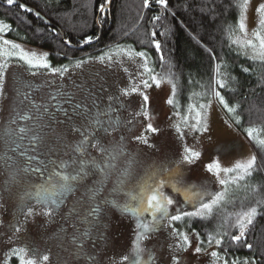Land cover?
<instances>
[{"label": "rangeland", "instance_id": "rangeland-1", "mask_svg": "<svg viewBox=\"0 0 264 264\" xmlns=\"http://www.w3.org/2000/svg\"><path fill=\"white\" fill-rule=\"evenodd\" d=\"M260 3H264V0H249L247 10L244 13V23L249 38L251 37L252 31L258 27V13H256L255 9ZM242 35L237 28L231 40H236ZM13 41L19 43L16 40ZM234 45L238 47L245 58L249 59V55L251 54L250 50H248V54H245V49H242L237 44ZM116 46L114 45L104 49L100 48V50L93 49L91 52L77 59L88 60L89 57L95 58L104 53H109L111 50L114 54L111 63L107 58L103 63L93 59L89 60L88 63L82 65L80 68H76L75 63L77 60H71L69 64L61 66L68 69L63 77L59 74L51 73L48 69H29L18 57H10L7 60L0 58V64L7 63L8 65L6 69H2L5 73V89L4 94L0 95V264H3L5 253L9 251L10 247L23 245L37 249L42 254H49L51 264H87L85 258H88V255L92 254L95 250H97L95 264H119L121 257L130 253L132 242L136 239L134 228L137 223L135 214L125 212L122 209L126 203L131 207H135L136 200L132 199V197L139 193L140 189L138 185L140 183L145 180L148 183L154 182L148 179L153 170L157 169L161 164H168L170 161L179 159L186 146L201 152V157L194 164L184 165L175 175L169 176L166 172H160L155 177V180L164 181L163 190L165 194L176 201L169 208L170 213L175 214L177 207L183 208L186 211L193 210L191 204L184 202L182 186L208 185L210 191L223 190V187L216 183L215 176L206 171V164L218 159L222 167H232L235 162L246 161L254 155L251 144L252 138L249 139L247 133V138H245L231 126L218 107L215 97L211 100V103L209 101L203 103L207 105L205 109V121L208 127L207 132H193L185 126L183 121L175 116L169 107H167L168 104L166 101L172 93L169 81L155 72V68L151 66L152 63L147 57L148 66L153 70V74L157 75L162 81L158 88L155 84H152L148 89H144L143 85H140V89L146 91L150 97L149 111L152 119L146 120L143 116L134 115L140 111V97L136 93H132L128 97L121 96L122 106L113 103L116 110H121L118 116L120 124L113 134L107 138L105 144L106 146L110 145L113 140L120 141L121 137H123L125 153L135 158V164L125 172L124 160L121 159L114 162L116 168L112 170L110 181L107 184L109 189L103 200L116 201L118 206L114 207L109 203L104 210L103 223L106 225L104 235L107 239H99L98 243L88 245L87 253L74 249L69 239L74 231L73 228L80 222L81 219L79 218L83 215L77 218L73 210L68 207L78 203L75 208L80 211L82 207L88 205L89 201L76 202L68 200L62 206L58 204L55 206L56 212L51 218L42 214L44 211L43 205L38 203L37 200L27 199L25 206V198L20 189V185L22 187L24 182H22L21 177L15 176V172L10 171L4 163L5 159L3 156L9 148L10 142V138H8L6 133V123L11 117V103L14 102L17 91L21 88L19 80L27 81L31 84V88H35L40 93L45 90V87H50L54 94L50 102H54L57 108L59 107L58 104L61 98V96H58L59 92L68 91L76 93V89L86 83L92 86L96 81L104 80L102 89H104L103 100L104 104H106L109 102L107 100L108 96H119L121 89L130 88L132 84H139L141 79H148L147 75L143 77L137 76V72L143 71L140 68V64L143 63L141 58L134 57L133 59H129L123 53L115 55L117 52ZM21 47L25 51L35 52L37 55L45 53L32 46L21 45ZM121 48L125 50L132 49L126 45H122ZM48 56L46 57L47 61ZM49 65L51 66V64ZM30 72H35L36 75H31ZM149 83L151 84V81ZM73 102L75 103V101ZM192 105L198 108L196 103H192ZM66 109L69 114L72 113L71 106H67ZM53 113L52 119L54 122H52V126H55L57 130L62 129L66 134L69 133L70 141L65 144H73L76 140L73 136L78 135V133L73 134L71 132V126L73 124L79 126V120L74 118L72 121H68L64 115L65 113H62L63 116L60 112L54 111ZM128 121H132V123H128ZM194 122V120L189 121V123ZM148 123H152L160 131L158 133L145 132L144 129ZM177 123L180 125L181 133L184 134L183 139H181V133H177L173 127ZM140 135L146 136L149 143L154 146L149 147L137 141L135 137ZM58 150L62 151V148H58ZM231 175H235V173ZM221 176L226 179L230 178L223 173ZM13 177H15L14 180ZM121 180L123 183H121ZM240 183L241 181L239 182V186ZM178 188L180 189L179 191L177 190ZM227 188L228 192L225 200L219 208L225 206L227 199H229L230 195L238 187L235 184H229ZM22 208L23 212L31 208L34 212L41 214L26 219L21 211ZM70 214L71 220L68 219ZM143 219L151 220V217L145 213ZM187 220L189 219L186 218L184 221L174 222L173 226L181 231H188L184 227ZM163 223L167 224L168 221H164ZM17 224L21 225L23 230L17 234V237L14 238L12 243H9L8 237L13 235L14 226ZM63 224L69 226L67 227L68 230L65 235H59L56 230L59 225ZM169 233L170 229L161 227L158 231L146 234L145 239L139 242L141 247L151 249L154 252L156 264H164V261L172 254L168 245L174 244L175 241ZM189 233L191 247L188 251L177 254L185 258V264H212L213 258L210 256V253L217 251L215 243L213 242L214 244L210 247L205 245L204 248L206 251L195 254L193 249L196 246V237L191 232ZM93 236L97 237L95 231ZM11 259L18 261L16 257L9 255L8 262ZM143 259L147 260L146 254L143 256ZM17 263L19 264V261ZM216 264L221 263L217 261Z\"/></svg>", "mask_w": 264, "mask_h": 264}, {"label": "snow or ice", "instance_id": "snow-or-ice-1", "mask_svg": "<svg viewBox=\"0 0 264 264\" xmlns=\"http://www.w3.org/2000/svg\"><path fill=\"white\" fill-rule=\"evenodd\" d=\"M0 4L6 6H16L21 12L32 13L33 9L30 8L27 4L20 2V0H0ZM112 4V0H96L94 5L95 7V21L97 23L104 22L108 10ZM153 0H142V9H150L152 7ZM154 4L159 6L163 11H168V0H154ZM249 0H239L237 7L240 10V19L238 21V31L243 35L236 39L232 40L231 43L237 44L242 49H245V54H248L250 50L249 59L260 60L264 62V3H260L255 11L258 13V27L253 30L251 37L249 38L248 32L244 23V13L247 10ZM36 16H39L40 13L36 12ZM161 17L155 15L151 18V23L153 25L159 21ZM12 30V26L0 20V58L18 57L19 60L23 61L29 69L33 68H43L48 69L53 74H59L61 77L64 76V73L68 71L66 67L54 68L51 67L46 59L48 53H43L37 55L35 52L25 51L19 43H15L13 40L5 38V35ZM228 31L229 29H225ZM127 35V33H125ZM150 43L157 50L161 51V43L156 39L157 32L151 31ZM164 35V33H160ZM93 37L91 35H86L82 38V44L91 43ZM71 41L65 40L64 44H70ZM141 44L144 43L143 40L140 41ZM117 52L115 55L123 53L129 59L134 57H139L143 61L140 64V68L143 69L142 72H137V76L143 77L144 75L148 76V79H141L139 84H132L130 88H123L120 90L119 96H108L107 100L109 101L107 110H101L97 103V99L91 100V107L97 108V112L89 116L91 108L87 103V98L80 102L73 104L72 99L68 100V103L72 105V113L69 114L67 110L65 111V116L68 121H72L76 117L81 118V123L79 126L73 124L71 126V132L73 134H79V139L75 140V145L72 147V151L64 152V156L69 157L68 160H65L63 157L59 158V162L50 160V159H39L37 156L29 155L27 152L21 151V157H27L24 160V166L21 167L15 163V161L9 162L11 158L5 161L6 166L10 171L15 172V176L21 177L23 182L24 174L27 172L33 173L37 181L32 182L30 187L24 191V204L26 206L27 199L32 198L31 189H35L38 194L37 202L43 205L44 211L43 215L51 218L56 212V205L64 203V197L66 193H74L81 186L79 182L87 181L90 176H94L97 173H103L105 175H110L112 170L116 168L114 163L117 160H124L125 167L124 171L127 172L135 164V158L131 157L130 154L125 153V147L123 143V137L120 141H115L110 145H105L98 138V132L103 131L104 133H111L116 130L119 126V119L113 121L108 119L107 121L101 120V115H107L109 112L116 111L112 107L113 103H116L122 106L123 102L120 100V97H128L132 93H136L140 97V111L136 112L135 116H143L146 120H151V114L149 111L150 97L146 91L140 89V85H143L144 89H148L152 84H155L158 88L161 84V79L157 75L153 74V70L148 66L147 54L143 51H134L133 49H123L120 45H117ZM113 53L111 50L109 53H104L95 58L89 57L88 60H77L75 63L76 68H80L82 65L89 62V60L95 59L103 63L107 58L108 61L112 62ZM163 61V56L160 57ZM213 59H216L213 57ZM119 62V61H117ZM8 67L7 63L0 64V95L4 94L5 89V73L2 69ZM127 71V69H125ZM245 72L248 71L247 68L244 69ZM31 75H36L35 72H30ZM215 76L221 77L220 79L213 80L214 86L210 89L212 96H214L219 104L223 105L229 113L234 114L236 123H240V116L236 114V108L238 105H230L221 95L220 91L217 90V86L220 89L226 88L228 84L227 74L220 72V66L217 65L215 68ZM235 80V77H232ZM151 81V84L149 83ZM176 86L173 84V95L175 94ZM19 94V91H18ZM89 93V98L91 97ZM27 101L30 105L35 107V102L32 101L29 97V94L25 92L23 94V100L21 104ZM169 105H174L172 98H169L166 101ZM211 103V100H209ZM177 110L174 112V115L179 117L185 126L190 128L193 132H207L208 127L205 121V109L206 104H199L198 108L195 105L188 106V114L181 115L178 105H174ZM47 112V109L44 110ZM26 116H19V119H25ZM190 120H194V123H189ZM87 121V123H84ZM15 122V121H14ZM132 123V121H128ZM177 133H181V128L179 123L173 125ZM29 129L26 127H19L16 129L20 138L23 139V134L27 133ZM145 132L158 133L160 130L155 127L152 123H148L144 129ZM249 138H254V133L264 132V126L262 127H248L245 129ZM183 133H181V139H183ZM63 139V137H61ZM137 141L142 142L143 144L153 147V144H150L146 136L140 135L136 136ZM44 138L39 133H33L31 136V143L33 145L43 144ZM257 142L264 146V139H258ZM71 147V145H66ZM89 148L94 149L98 156L93 157L89 153ZM201 152L197 151L190 147H184L183 153L179 159L168 162V164H161L157 169L149 175L148 179L153 180V183H148L147 180L140 183L139 193L132 197L136 200L135 207H131L129 204H125L122 209L125 212H131L135 214L137 218L136 227L134 228V234L136 239L132 242L130 253L125 254L121 257L119 264H156V257L154 252L151 249H145L141 247L140 241L145 239L146 234L153 231H158L159 228L170 229L169 235L174 238V244H169L168 247L171 249V256L164 261V264H185V258L182 255L177 253H182L188 251L191 247L190 233L189 231H181L178 228L174 227V222L184 221L186 218L191 220L192 218H200L201 220L207 219L209 216H212L214 209L219 208L221 203L225 200V196L228 192L227 185L235 184L239 187V182L245 180L246 177H251L253 172L257 170L256 166V156L253 155L248 158L246 161H237L233 164L232 167H222L218 159L212 160V162L205 165L207 172L212 173L215 176L216 183L223 187L222 191H210L208 185H190L182 186L183 187V196L184 202L186 204H191L193 207L192 211H186L183 208L177 207L175 209V214L170 213L169 208L173 206L176 201L173 198L166 195L164 192V181L155 180V177L160 174V172H166L169 176L175 175L178 173L184 165L194 164L200 157ZM111 160L113 163H109ZM71 166L72 170L67 171L66 169ZM228 176L230 178H222L221 174ZM235 173V175H231ZM15 177H13V180ZM121 183L123 181L121 180ZM86 187V186H85ZM180 190L179 188L177 189ZM86 191L89 193L87 200L89 201L86 207H82L78 211L75 206L73 207V213L76 214L77 218L83 215L84 219L88 220L89 227L84 231L80 232L79 235L76 234L74 230L72 233L73 242H79L78 251L83 252L84 242L92 237L93 231L97 233V239H107L104 235L106 225L103 223L104 211L103 206L106 204H112L116 207V201H99L97 202V194L101 191V187L96 186L95 184L92 187H86ZM253 193H255V187L252 188ZM258 208L264 211V199H257L255 204L244 208L242 207L240 211L235 213H227L223 216L222 223L218 225L216 232L207 233V244L210 247L213 242L217 248L223 247L224 257H227L229 249L232 245H239L240 247L247 248L252 250L255 246L252 242L247 240L248 227L253 224L254 218L257 216ZM23 212V208L21 209ZM147 214L151 217V220H144V214ZM25 218L39 215L41 213L34 212L33 209L29 208L26 212H23ZM234 216V221L229 225V217ZM69 220H71V214L69 215ZM164 221H168L167 224H164ZM67 223V221H66ZM225 226H230L233 229H236L235 233H230L228 231L221 232L220 229ZM22 226L17 224L14 226L13 235L8 237V242L12 243L14 238L17 237V234L22 232ZM191 234L196 237V246L193 251L195 254H200L203 251H206L204 248L205 241L201 239V233L196 232L194 229H191ZM227 238V239H225ZM147 255V260L143 259L144 255ZM14 256L19 261V264H51L50 255L47 253H41L37 249L30 248L28 245L10 247L9 251L5 253V259L3 264H8V258ZM210 256L213 258L212 264H216L217 261L223 260V264H264V256H261L260 259H253L245 257L244 259L234 258L229 261L226 258L221 257L220 252L212 251ZM89 259L95 264L94 257L89 256Z\"/></svg>", "mask_w": 264, "mask_h": 264}, {"label": "trees", "instance_id": "trees-1", "mask_svg": "<svg viewBox=\"0 0 264 264\" xmlns=\"http://www.w3.org/2000/svg\"><path fill=\"white\" fill-rule=\"evenodd\" d=\"M20 2L39 12L47 22L37 18L33 12L24 13L16 6L6 8L0 4V20L12 26L5 37L47 52L52 67L65 66L70 63V58H80L93 49L119 44L130 46L134 51L145 52L155 72L169 81L172 88L169 97L173 99L174 105L179 106L181 115H186L190 104L199 105L214 98L210 89L214 86V77L221 78L215 76V68L219 65L220 72L227 74L228 84L223 89L217 86V90L230 105H238L236 114L240 116L238 124L234 114L229 113L215 98L228 122L245 138L246 128L264 126V62L245 58L238 47L231 43V37L238 28L239 0H168L166 12L155 5L154 0L150 9H142V0H112L110 12L102 23L94 19L96 0ZM155 15L161 19L153 25L151 18ZM151 31L157 32L156 39L161 43L160 52L149 42ZM99 34L95 45L84 47L81 51H72L64 44L65 40H69V45L78 48L83 45L81 40L84 36L91 35L94 41ZM173 84L176 86L174 95ZM174 105L167 106L173 113L177 110ZM253 135L251 144L257 158V170L251 177L241 181L225 206L214 209L212 216L203 220L192 218L185 222L186 230L191 232L194 229L201 233L204 247L208 245L207 233L216 232L224 215L238 212L242 207L247 208L255 204L257 199H264V146L257 142L258 139H264V132ZM233 221L234 216L229 217V225ZM220 231L235 233L236 229L225 226ZM246 238L254 244L252 250L237 244L230 247L227 257H224L223 247L217 248V251L229 261L245 257L259 260L264 256V211L259 208L253 224L248 227ZM17 262L11 259L8 264ZM220 263L223 264V260Z\"/></svg>", "mask_w": 264, "mask_h": 264}, {"label": "flooded vegetation", "instance_id": "flooded-vegetation-1", "mask_svg": "<svg viewBox=\"0 0 264 264\" xmlns=\"http://www.w3.org/2000/svg\"><path fill=\"white\" fill-rule=\"evenodd\" d=\"M6 8H11L5 5ZM18 8V7H17ZM21 45H28L22 42H19ZM30 46V45H28ZM72 51H75L74 49H71ZM49 59V56H48ZM78 58H70L69 60H77ZM48 63L50 64L49 60ZM21 88L17 91L16 98L12 104L11 108V117L9 118L8 122L6 123V133L8 138H10L9 142V148L5 152L3 158L4 163L6 160L11 158L9 161L10 163L12 161H15L16 164L19 166L23 167L24 166V160L27 159V157H21L20 152L24 151L27 152L29 155L37 156L39 159H50L59 162V158L63 157L65 160H68L69 157L64 156V152L72 151V147H74L75 142L73 144H68L71 145V147H67L65 143L70 141V134H66L63 132V130H57L55 126H52V122H54L53 115L54 111L55 112H60L65 113L64 110H67V106H71V104L68 103V100L71 98L72 102H80L82 100H85L87 98V103L89 107L91 108V111L89 113V116L91 117L97 112V108L91 107V100L92 99H97V103L99 105V108L101 110H107L108 103L104 104L103 100V93H104V80H99L93 83L94 85H89V84H84L80 88L76 89V93L74 92H68V91H62L59 92L58 96H61L60 101H59V107L56 108V104L52 101L53 97V92L51 91L50 87H45V90L42 91V93L37 92L35 88H31V84H29L25 80H19ZM27 92L29 94V97L32 101L35 102V107L30 105L27 101H24L21 104V101L23 100V94ZM89 93H91V97L89 98ZM74 104V102H73ZM113 108L114 104L112 105ZM47 109V112L44 110ZM68 112V111H67ZM72 112V111H71ZM121 110H116L114 112H109L107 115H101L100 119L107 121L109 118L112 119L113 121L118 119V116L120 115ZM65 115V114H64ZM19 116H26L25 119H19ZM63 116V115H62ZM78 119V123H81V118L76 117ZM15 121V122H14ZM84 123H87V121H84ZM19 127H26L29 129V131L25 134H23L24 138L21 139L20 135L17 134L16 129ZM62 132V133H61ZM114 132V131H113ZM113 132L109 133H104L102 130L98 132V138L102 141V143L105 144V141L107 140L108 137H110ZM33 133H39L43 138V144H36L33 145L31 143V136ZM68 135V136H67ZM63 137V139H61ZM74 139H79V134L73 136ZM106 145V144H105ZM58 148H62V151L58 150ZM89 153L91 156L96 157L98 156V153L94 150L89 148ZM109 163H113L111 160H109ZM67 171H71L72 168L69 166ZM111 174L110 175H105L103 173H97L94 176H90L87 181H81L80 187L78 188L77 191L74 193H66L64 197V203L66 201H76V202H84L88 201L87 197L89 196V193L86 191V187H92L94 184L96 186L101 187V191L97 194L98 199L97 202L99 201H104V197L109 189L108 187V182L110 181ZM23 185L20 189L22 190V195L24 196V191L25 189L30 187V184L32 182H39L37 181L36 176L31 173L27 172L24 174L23 178ZM86 186V187H85ZM32 191V198L33 200H37V196L42 194H38L35 189H31ZM64 203L59 204L60 206L64 205ZM78 203L69 206L71 210H73V207L77 206ZM107 204L103 206V211L106 209ZM79 219L80 222L75 225V228H73L76 231V234L79 235L80 232L84 231L89 227L88 225V220L84 219V217H80ZM67 226L66 224L59 225L57 228V233L59 235H65L67 232ZM84 227V229H82ZM73 233V232H72ZM94 234V231H93ZM92 234V237L84 242L83 248H84V253H87V248L88 245L96 244L99 242V239L94 237ZM70 243L74 247V249L78 250L79 242H73L72 240V234L70 236ZM89 256L94 257V259L97 256V250H95L92 254L88 255V258H85L87 264H92L93 261L89 259Z\"/></svg>", "mask_w": 264, "mask_h": 264}, {"label": "water", "instance_id": "water-1", "mask_svg": "<svg viewBox=\"0 0 264 264\" xmlns=\"http://www.w3.org/2000/svg\"><path fill=\"white\" fill-rule=\"evenodd\" d=\"M9 7V6H8ZM11 7H14V6H11ZM109 10H110V8H109ZM109 10H108V12H109ZM33 13H36L34 10H33ZM37 18H39L40 20H42V21H45V22H47L42 16H37ZM99 38H100V34H99V36H98V38L96 39V40H94V41H92L91 43H89V44H83L82 46H80V47H74V46H72V45H69V44H67L66 46L69 48V49H74V50H77V51H81L84 47H87V46H92V45H95L97 42H98V40H99Z\"/></svg>", "mask_w": 264, "mask_h": 264}]
</instances>
